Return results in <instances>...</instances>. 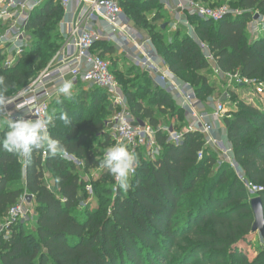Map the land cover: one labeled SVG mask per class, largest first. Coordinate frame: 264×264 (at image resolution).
<instances>
[{"label":"trees","instance_id":"obj_1","mask_svg":"<svg viewBox=\"0 0 264 264\" xmlns=\"http://www.w3.org/2000/svg\"><path fill=\"white\" fill-rule=\"evenodd\" d=\"M198 1L223 7L210 4L211 0ZM121 4L128 7V18L146 29L149 24L143 13L159 1L121 0ZM228 5L240 13L230 11L217 23L191 15L187 19L223 73L264 84V35L252 39L248 32L253 17L264 16V0ZM64 16L61 0L45 1L31 16L32 43L19 64L4 68L0 54L4 96L16 94L49 66L63 43L59 25ZM158 19L160 14L154 21ZM148 31L156 54L166 59L170 71L194 88L197 99H210L216 87L200 44L184 28L176 30L169 42L166 29ZM110 46L98 41L95 49H102L104 56L115 53ZM141 71L134 66L123 75L112 68L120 85L138 74V82L129 90L121 85L132 115L155 130L165 120L164 126L183 133L182 143L175 146L168 142L167 133L158 131L160 156L152 161L144 150H138L140 165L131 178V188L114 193V178L100 167L103 154L114 144L106 125L109 118L98 115L113 114L102 107L104 99L109 102L108 94L93 88L89 95L82 90L73 100H62L58 105L76 120H71L73 126L61 125L58 114L50 134L61 142L64 152L83 160L85 168L77 169L61 155L44 158L43 151L33 152L31 161L25 163L0 150V219L25 195L32 196L37 214L34 231L19 224L7 240L0 239V264H264V252L250 259L243 250L251 242L255 222L252 199L260 197L264 209V105L242 100L237 112L222 119L228 147L243 178L263 189L250 196L231 166H217L216 153L206 147L201 133L184 131L193 122L189 123L187 111ZM6 131L0 124V136ZM100 170L97 179L87 180ZM56 177L59 183H53ZM88 185L93 187L97 206L80 209L78 197L87 194Z\"/></svg>","mask_w":264,"mask_h":264},{"label":"built area","instance_id":"obj_2","mask_svg":"<svg viewBox=\"0 0 264 264\" xmlns=\"http://www.w3.org/2000/svg\"><path fill=\"white\" fill-rule=\"evenodd\" d=\"M45 1L47 0H0V54L4 57V68H15L23 54L30 48L32 38L28 26L31 16ZM169 1L171 3L169 7L175 15L173 29L184 28L189 37L200 44L210 64V77L223 78L230 85L229 87L241 89L254 86L257 99L264 103V84L239 74L223 73L217 66L209 47L200 42L195 28L187 19V16L191 15L217 23L229 11L224 7H209L198 0ZM75 5H77L76 9H74ZM61 6L65 13V20L60 31L65 42L59 53V60L55 63L51 62L22 90L14 95L5 96L6 104L0 108V124L5 126V120L9 117L28 120L44 118L50 112L51 103L60 97L57 95L58 87L65 80H71L74 86L84 84L101 89L108 94L109 101L116 110L115 116L106 124L114 144H124L135 153L140 149L144 150L147 158L152 161L156 160L162 152V147L157 141L158 131L167 133L168 142L179 146L183 140V133L176 131L174 126L161 125L159 130H155L149 124L134 118L128 99L112 73L111 63L95 49L99 40H105L121 48L127 45L128 54L132 55V64L148 73L156 86L177 96L182 108L191 115L193 122L184 131L201 133L205 137L206 147L215 145L212 137L213 122L223 119L226 111L224 104L216 105L215 112L212 113L199 112L194 88L189 83L178 79L170 71L168 64L156 56L150 39L141 43V40L131 33L118 2L115 0H61ZM102 23L104 25L101 27ZM96 25H100L101 28L96 29ZM248 32L252 39L264 35V16L256 14L248 23ZM48 131L50 132V128ZM231 152L232 150L224 152L228 161L231 160L229 158ZM202 156L203 153H200L199 158L201 159ZM43 157H47L46 152L43 153ZM61 157L79 170L85 168L83 160L75 155L63 152ZM234 164L232 167H236ZM239 177L252 193L257 194L263 191L262 187L246 181L243 176ZM86 190L87 194L78 197L80 209L90 205L93 207L96 203L93 187L88 185ZM113 190L114 193L118 192L115 188V180ZM28 196L25 195L9 211L5 218L6 228L3 227L0 230V238L7 240L12 235L13 227L19 224L31 225L35 221L37 214L33 203L28 202Z\"/></svg>","mask_w":264,"mask_h":264},{"label":"rangeland","instance_id":"obj_3","mask_svg":"<svg viewBox=\"0 0 264 264\" xmlns=\"http://www.w3.org/2000/svg\"><path fill=\"white\" fill-rule=\"evenodd\" d=\"M115 1L118 3L120 2L119 6L122 8V10L125 14L124 16L127 20L130 31L133 35L137 36L138 39H140V40L150 39L149 38L150 35H149L148 30L159 29V28H161V30H162V26L167 25V28L165 31V38L168 42L171 41V39L174 35V32H176V30H174L173 26H172L173 22L175 21V15H174L172 9L169 7V4H171L169 0H158L159 4L157 6H152L149 8L150 10L147 13H145V12L143 13V14L147 15V21L149 24V27L146 29L143 28V25L137 26L134 22H132L128 18V7L125 6L124 4H121V0H115ZM237 1L238 0H211V2H209V3L210 4H223L222 6L224 8H226L227 11H229V12L231 11L232 13H238V10L235 9L236 7L228 5V4H236ZM134 12H136V11H134ZM158 14H160V19H158L157 21H154V19L156 18V16ZM64 20H65V18L63 17V19L60 21V25H59L60 36H61L60 28H61V25H62ZM62 40H63V43H62L60 49L57 51V53L54 55V57L51 61L53 63L57 62V60H59V58H60L59 53H60L62 47L64 46V42H65V40L63 38H62ZM99 41H103V40H99ZM110 45H111L110 46L111 48H112V46L114 47L115 53H113L109 58H106V59L111 63L112 68L119 72L118 74H123V75L126 74L129 70H131L132 67H134L132 64L131 58L125 56L126 51L123 52V50H125V49L129 51L128 46L126 45V46L121 48L115 44L110 43ZM98 50H99V48H98ZM101 50H99V51H101ZM121 51H122V53H121ZM156 56L158 58H160V60L163 61L165 64H168L166 62L165 58H163L162 56H159L158 54ZM118 64H119V67H118ZM135 74H136V76H132L129 81L124 80L123 82H121V85L123 88H127V90H129L130 89L129 86H131L132 84H136L138 82V80H139L137 77L138 74L137 73H135ZM115 76H117V74ZM211 80H212L211 83L215 85L216 90L211 95L210 99H208V100H201V99L199 100L198 99L197 100V105H198L197 108L199 109V112H209V113L215 112L216 105H218L219 103H223L225 106V109H226L224 116H226V115H231V114L237 112L238 111L237 105L242 100H246L250 103L260 102L261 104H264L257 99V94L255 93L256 90H254V88H255L254 86L252 88H241L240 89V88H235V87H229L230 85H228L224 81L223 78H218V79L211 78ZM92 89L93 88L87 87L84 84H80V85L76 86L75 88H73V96H76L82 90L88 92L87 94L89 95L90 92L93 91ZM172 97L174 98L176 106L182 108L181 103H179V101H178L179 99L177 98V96H175L173 94ZM108 99H109V97H108ZM62 100H65V99L62 97L61 101ZM88 100H89V96H88ZM102 107L107 108L108 110H111L113 113L111 115V117H110V115H105L104 113L98 114L99 117L102 119H108L109 118L107 120V123H108L113 118V116H115L116 110L113 108L110 101L108 102L107 99H104V101L102 103ZM53 112L55 113V118L61 112H65L68 115L67 109H65V107L64 108L60 107L57 102H53L51 105V114ZM186 115L188 116V121H190L189 123H191L192 117L189 114H187V112H186ZM68 117H70V115H68ZM70 118L72 121L76 120L74 117H70ZM55 122L56 121H54V124H56ZM163 123L165 124V120L161 121V124H163ZM60 124L64 125L63 121H61ZM52 127H54V126H52ZM212 137L215 141V145L210 147V148L214 149V151L216 153L217 160L219 161V164L217 166H222L223 164H227V165L231 166V169L238 176H243L241 173L242 172L241 169L238 167V165L235 162L233 152H231L229 154V158H231L230 161H228L226 155H224V152H228L230 149L228 147L226 128L223 124L222 119L220 121H214L213 122ZM145 156H146V153H145ZM234 162H235V164H234ZM232 164H234L236 167H232ZM101 171L102 170L96 171L93 173L91 172L92 174H91V176H88L87 180L90 181L93 178L97 179V177H99V175H101ZM248 192H249L250 196L251 195L255 196V193H252L249 190H248ZM113 198H114V196L111 197V199H113ZM96 206L97 205H95L93 208H95ZM35 208H36V205L34 204V209ZM108 208H109V206H107V209ZM22 226H24L25 229L28 228L29 230H31V232L35 230L33 224H31V225L30 224L29 225L23 224ZM3 227L6 228L5 218L0 219V230ZM28 229H27V231H28ZM250 241L251 242L244 245L245 247L243 248V250L245 253L247 252V255L249 256L250 259H253V258H256L259 253L264 252V238L261 236V234L259 232L258 233H252L251 237H250Z\"/></svg>","mask_w":264,"mask_h":264},{"label":"clouds","instance_id":"obj_4","mask_svg":"<svg viewBox=\"0 0 264 264\" xmlns=\"http://www.w3.org/2000/svg\"><path fill=\"white\" fill-rule=\"evenodd\" d=\"M73 82L65 80L57 89V95L65 100H73ZM6 88L3 78H0V89ZM58 104L63 103L57 100ZM6 104V98L0 92V108ZM59 119L65 126H73L67 113L61 112ZM55 113L46 115L44 118L28 120L24 118H7L5 127L7 131L0 136V150L16 155L25 163L31 161L33 152L43 151L50 157H58L63 154L64 146L54 139L49 127L54 126ZM140 165V160L134 151L121 143H116L107 148L100 161V167L107 169L115 180V188L126 193L131 188V178ZM53 183H59V178L53 179Z\"/></svg>","mask_w":264,"mask_h":264},{"label":"water","instance_id":"obj_5","mask_svg":"<svg viewBox=\"0 0 264 264\" xmlns=\"http://www.w3.org/2000/svg\"><path fill=\"white\" fill-rule=\"evenodd\" d=\"M167 25L162 26V30H165ZM28 202H32V196H28ZM252 210L255 216V222L252 228V233H260L264 238V209L262 200L260 197H255L251 201Z\"/></svg>","mask_w":264,"mask_h":264},{"label":"crops","instance_id":"obj_6","mask_svg":"<svg viewBox=\"0 0 264 264\" xmlns=\"http://www.w3.org/2000/svg\"><path fill=\"white\" fill-rule=\"evenodd\" d=\"M76 8H77V5L74 6V9H76ZM100 25H101V27H102V26L104 25V23H102V24H100ZM100 25H96V26H95L96 29H98V28L100 27ZM101 27H100V28H101ZM100 28H99V29H100ZM103 41H105V40H103ZM143 41H144V39L141 40V43H142ZM106 42H107V41H106ZM125 51H126V52H125ZM98 52H100V53L102 54L103 51H98ZM123 52H125V56H126V57L132 58L131 53L128 54V52H129L128 50L125 49V50H123ZM121 53H122V51H121ZM111 55H112V53H105L104 56H103V55H102V56H103L104 58H109ZM118 67H119V64H118ZM85 86L90 87V86H88V85H85ZM75 87H76V86H74L73 88H75ZM90 88H91V87H90ZM61 98H62V96H60L59 98L55 99L53 102H57V100H58V99L61 100ZM183 109H184V108H183ZM187 114H189V113H187ZM189 115H190V114H189ZM190 116H191V115H190ZM87 178H88V176H87Z\"/></svg>","mask_w":264,"mask_h":264}]
</instances>
